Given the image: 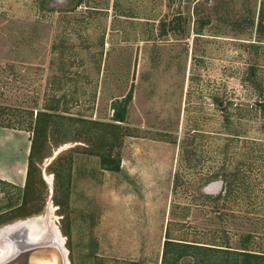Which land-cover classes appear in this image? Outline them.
Segmentation results:
<instances>
[{"label": "rangeland", "instance_id": "obj_1", "mask_svg": "<svg viewBox=\"0 0 264 264\" xmlns=\"http://www.w3.org/2000/svg\"><path fill=\"white\" fill-rule=\"evenodd\" d=\"M0 129L10 172L36 141L41 208L0 231L46 217L69 264H162L168 239L264 255V0H0Z\"/></svg>", "mask_w": 264, "mask_h": 264}, {"label": "trees", "instance_id": "obj_2", "mask_svg": "<svg viewBox=\"0 0 264 264\" xmlns=\"http://www.w3.org/2000/svg\"><path fill=\"white\" fill-rule=\"evenodd\" d=\"M127 101V100H126ZM123 101V103L115 102L114 104V115L113 120L116 122H124L126 118V109L128 101ZM37 132V131H36ZM37 149V143L34 140L32 142L30 155H29V164L27 171V181L24 188V192L22 195V205L16 206L15 209H12L10 212L0 213V227L5 224L18 219V218H26L37 214L40 212L41 208L36 210L26 211V205L32 201L30 199V189L32 185V177L35 172L33 157L35 156ZM106 157V156H105ZM111 156L108 155L109 159ZM112 169V168H111ZM119 166L113 168V170H118ZM224 183V182H223ZM0 184H5V181L0 180ZM14 188H17L14 186ZM203 195L206 197H210V195L206 194L203 190ZM12 212V213H11ZM192 254V255H190ZM192 257L194 258L192 261ZM232 257V259H231ZM190 258L191 261L187 264H211L207 259L214 258L219 260V263L215 264H250L252 261H256L257 264H264V255L250 253L246 251H232L221 248H214L208 246H200L197 244L191 243H183V242H175L172 240H166L163 249V258L162 264H181V261Z\"/></svg>", "mask_w": 264, "mask_h": 264}, {"label": "water", "instance_id": "obj_3", "mask_svg": "<svg viewBox=\"0 0 264 264\" xmlns=\"http://www.w3.org/2000/svg\"><path fill=\"white\" fill-rule=\"evenodd\" d=\"M224 183L213 182L205 188L206 194H217L222 191ZM27 219L25 222H29ZM21 222H15L9 226L13 227L14 233H9L8 225L2 228L4 233L0 234V251L9 246L11 253L0 264H69L68 254L65 248L56 243L30 239L28 234L29 224L16 227ZM1 255V254H0Z\"/></svg>", "mask_w": 264, "mask_h": 264}, {"label": "bare ground", "instance_id": "obj_4", "mask_svg": "<svg viewBox=\"0 0 264 264\" xmlns=\"http://www.w3.org/2000/svg\"><path fill=\"white\" fill-rule=\"evenodd\" d=\"M1 138H3L2 135H1ZM1 140H3V139H1ZM0 146H1V143H0ZM50 207H51V205H50ZM50 210H51V208H50ZM25 221H27V220H24L21 223L17 224L16 227H22V226H24V224H29V227H28V234L29 235L28 236L30 239L56 243L57 245L64 248V239L61 236L59 229L54 225L52 220H49L46 217H39V218L32 219L29 222H25ZM11 228H13V227H11V226L8 227V229H9L8 232L14 233V231H12L13 229H11ZM4 231L5 230L0 231V233H4ZM10 253H11V249L9 248V246H5V248H2L0 251V254H1L0 255V261L5 259ZM66 255H67V253H66ZM68 262H69V259H68Z\"/></svg>", "mask_w": 264, "mask_h": 264}, {"label": "crops", "instance_id": "obj_5", "mask_svg": "<svg viewBox=\"0 0 264 264\" xmlns=\"http://www.w3.org/2000/svg\"><path fill=\"white\" fill-rule=\"evenodd\" d=\"M10 133H6L4 130H1L0 129V143H1V148H0V151L3 152V148L6 147L7 145L10 146V144L12 143L10 141L11 137L9 135ZM1 135L3 138H1ZM18 140H22L23 141V137H19ZM24 141H23V145H24ZM19 143H16V146L14 147L13 149V152L10 153V157L12 160H10V162L14 165V170L12 172L2 168L0 166V180H5V181H8V182H12L13 184H18V185H22L23 184V181L25 179V176L24 175H20V171H22V169L24 168L23 172H27V168H28V161H27V157H28V151L27 153L24 155H26V157L22 160L23 163L22 164H18L17 162L19 161L18 159V155H19V152H22V149L21 150L19 149ZM15 145V144H14ZM3 149V150H2ZM20 150V151H19ZM16 157V158H15ZM3 162V156L0 154V164Z\"/></svg>", "mask_w": 264, "mask_h": 264}]
</instances>
